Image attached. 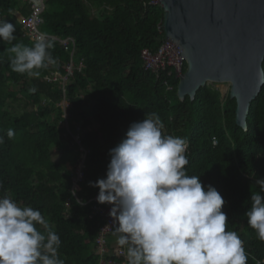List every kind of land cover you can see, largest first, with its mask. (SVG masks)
Returning a JSON list of instances; mask_svg holds the SVG:
<instances>
[{
    "label": "trees",
    "instance_id": "obj_1",
    "mask_svg": "<svg viewBox=\"0 0 264 264\" xmlns=\"http://www.w3.org/2000/svg\"><path fill=\"white\" fill-rule=\"evenodd\" d=\"M42 2L40 33L45 40L71 42L63 47L51 40L58 65L41 70L37 79L11 70L6 49L12 45L0 40V136L5 138L0 145V196L6 192L21 206L41 211L60 236L59 255L65 264H98L100 258L123 263V257L97 252L103 220L92 213L90 201L99 189L89 182L106 178L110 149L126 138L132 123L155 112L164 135L188 140L187 173L199 176L202 185L213 186L225 200L228 230L243 240L248 264L264 260V242L246 217L251 192L259 191L256 180L264 179V85L250 104L243 131L235 124L236 105L228 94L222 98L206 85L193 101L186 97L181 102L178 79L145 69L141 51L156 53L164 40L158 29L162 9L150 0ZM29 14V0H0V21L16 27L13 44L37 42L23 30ZM70 65L72 73L63 88L46 82L56 71L67 76ZM32 87L34 93L29 92ZM17 99L25 110L14 117L7 107ZM63 101L68 104L66 119L60 109ZM63 122L68 130L59 127ZM9 128L15 133L12 139L6 135ZM77 128L86 156L73 196V172L80 159L73 140Z\"/></svg>",
    "mask_w": 264,
    "mask_h": 264
},
{
    "label": "clouds",
    "instance_id": "obj_2",
    "mask_svg": "<svg viewBox=\"0 0 264 264\" xmlns=\"http://www.w3.org/2000/svg\"><path fill=\"white\" fill-rule=\"evenodd\" d=\"M15 32L13 24L0 21V40L12 45L6 52L13 72L38 79L41 70L58 65L51 40L13 44ZM163 128L155 112L132 123L126 138L109 151L106 178L89 182L99 189L97 202L111 205L112 234L126 248L127 264H248L243 240L228 230L221 194L187 173L188 140L164 135ZM6 135L12 139L14 130ZM4 143L0 136V145ZM256 186L259 191L251 192L246 217L264 242V179H257ZM60 246V236L40 210L21 206L6 192L0 196V264H65Z\"/></svg>",
    "mask_w": 264,
    "mask_h": 264
},
{
    "label": "water",
    "instance_id": "obj_3",
    "mask_svg": "<svg viewBox=\"0 0 264 264\" xmlns=\"http://www.w3.org/2000/svg\"><path fill=\"white\" fill-rule=\"evenodd\" d=\"M152 1L163 12L166 45L186 67L174 75L177 98L193 101L206 85H227L235 124L247 131L250 104L264 85V0Z\"/></svg>",
    "mask_w": 264,
    "mask_h": 264
},
{
    "label": "built area",
    "instance_id": "obj_4",
    "mask_svg": "<svg viewBox=\"0 0 264 264\" xmlns=\"http://www.w3.org/2000/svg\"><path fill=\"white\" fill-rule=\"evenodd\" d=\"M29 3H30V14L23 21V30L25 31L27 36L33 38L35 41H38L40 39H45L46 37L40 33V26L43 23L42 20V13L44 10L43 2L42 0H29ZM150 4L159 6V4L153 3L152 0H150ZM158 29L163 33L162 25L158 27ZM50 39L53 41H57L59 45L63 47H66L71 42V40L62 41L55 37H51ZM140 57L144 63L145 69L152 71L153 73L158 74L160 72H165L166 76L168 77L174 76L175 73L179 75L183 74V67H184L183 60L181 59V62L179 61V59L172 53V51L166 45L165 40H163V43L158 48L156 53H151L148 50H143L141 51ZM71 73H72V66L70 65L69 68L67 69V76L64 77L60 75L56 76L54 75V73H51L46 78V82L51 84L57 83L63 88L67 81L68 75H71ZM176 79H178V77H176ZM168 89L170 90L171 87L168 86ZM65 115L66 113H64V116ZM66 130H68V125ZM78 132L79 129L77 128V133L73 135V140L79 147L80 159L76 167L77 169H76L75 180L73 181L72 193L74 190L76 191V184L82 181V169L84 168V160L86 156V151L81 147L80 136ZM213 145H216L215 140H213ZM96 198L97 196H95L90 201V206L92 209V213L94 215H98L103 220V225L100 228L98 236L95 240L97 252L100 255H102L106 253L108 239L111 235H113L112 233L114 229V220L109 215L111 205H107V204L101 205L97 202ZM117 257H123L124 262L119 263L116 260H112V259L103 260L102 258H100L98 264H127L126 257L124 256V253L122 251L118 252Z\"/></svg>",
    "mask_w": 264,
    "mask_h": 264
},
{
    "label": "rangeland",
    "instance_id": "obj_5",
    "mask_svg": "<svg viewBox=\"0 0 264 264\" xmlns=\"http://www.w3.org/2000/svg\"><path fill=\"white\" fill-rule=\"evenodd\" d=\"M210 85L213 86L215 89H217L221 93V96L225 97L227 95V93H228V86L227 85L223 89H219L218 84H210ZM44 102L45 101L43 100V104H44ZM67 107H68V104L66 102H62V104L60 105L61 112L63 113V118L67 117V115L64 116V113H65L64 110L66 111ZM7 110L11 113L12 116L16 117V116L20 115L25 110V104L21 99H17L16 101L9 102ZM59 127L66 129L67 124L65 122L59 123ZM92 127H96V125L93 124ZM53 157L57 158L58 154L55 152L53 154ZM76 169L77 168H75L74 172H73V177H74L73 181L75 180ZM111 236H113V235H111ZM123 250L126 253V248Z\"/></svg>",
    "mask_w": 264,
    "mask_h": 264
},
{
    "label": "crops",
    "instance_id": "obj_6",
    "mask_svg": "<svg viewBox=\"0 0 264 264\" xmlns=\"http://www.w3.org/2000/svg\"><path fill=\"white\" fill-rule=\"evenodd\" d=\"M119 251H122L124 253V256L126 257L125 255V251L123 249H121L117 243H116V237L113 235V236H110L109 239H108V245L106 247V252L107 253H111L113 254L115 257L118 256V252Z\"/></svg>",
    "mask_w": 264,
    "mask_h": 264
}]
</instances>
